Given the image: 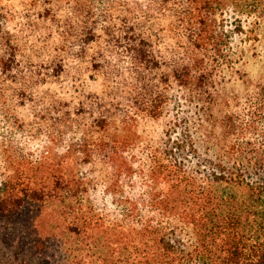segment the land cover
Masks as SVG:
<instances>
[{
  "label": "trees",
  "instance_id": "16d2710c",
  "mask_svg": "<svg viewBox=\"0 0 264 264\" xmlns=\"http://www.w3.org/2000/svg\"><path fill=\"white\" fill-rule=\"evenodd\" d=\"M0 264H264V0H0Z\"/></svg>",
  "mask_w": 264,
  "mask_h": 264
},
{
  "label": "rangeland",
  "instance_id": "374dc122",
  "mask_svg": "<svg viewBox=\"0 0 264 264\" xmlns=\"http://www.w3.org/2000/svg\"><path fill=\"white\" fill-rule=\"evenodd\" d=\"M230 20H232V19H230ZM262 48V47H261Z\"/></svg>",
  "mask_w": 264,
  "mask_h": 264
}]
</instances>
